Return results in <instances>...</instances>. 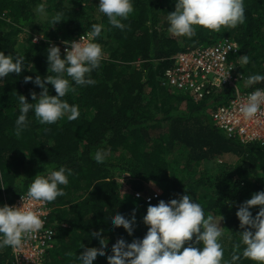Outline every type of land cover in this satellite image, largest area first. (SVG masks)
<instances>
[{
  "label": "trees",
  "instance_id": "trees-1",
  "mask_svg": "<svg viewBox=\"0 0 264 264\" xmlns=\"http://www.w3.org/2000/svg\"><path fill=\"white\" fill-rule=\"evenodd\" d=\"M132 3L133 10L123 21L126 28L121 30L99 12L97 0H0V50L22 56L26 65L21 74L13 72L0 80V206L25 192L40 172L43 175L46 169L59 166L71 169L69 183L61 185L64 195L50 202L49 220L55 224V235L42 264H75L83 251H99L90 233H101L106 243L105 258L98 257L96 264H108L106 257L117 239L123 237L130 243L146 234L143 215L149 204L186 192L203 206L205 217L211 215L220 222L227 259L243 248L236 215L239 204L264 190V142L229 137L211 118L218 103L237 90L242 92L239 84L244 91L264 86L245 87L242 79L264 74V0H244L245 20L236 27L212 31L197 25L191 38L168 31L167 16L175 10L174 0ZM41 7L47 16L60 13L63 19L53 26L39 16ZM94 23L102 31L92 40L104 53L100 67L91 73L95 84H72L63 97L78 106V118L40 124L30 111L29 126L17 136L18 94L35 103L32 91L37 98L41 92L33 82H25L24 76L43 77L49 67L47 44L34 42L33 33L72 40L91 33ZM223 38L239 43V53L233 57H250L249 63L238 65L243 74L239 84H227L198 100L162 84L170 56ZM48 87L55 95L51 83ZM97 150L107 152L103 164L93 159ZM232 152L238 155L236 160L223 159ZM117 171H128L132 189L144 198L124 194ZM150 181L157 185L155 191L146 186ZM133 209L132 235L123 226L113 228L109 223L116 212L127 218ZM258 210L259 206L252 207L253 216ZM0 264H16L10 247L0 250ZM236 264L255 262L241 256Z\"/></svg>",
  "mask_w": 264,
  "mask_h": 264
},
{
  "label": "clouds",
  "instance_id": "clouds-1",
  "mask_svg": "<svg viewBox=\"0 0 264 264\" xmlns=\"http://www.w3.org/2000/svg\"><path fill=\"white\" fill-rule=\"evenodd\" d=\"M175 10L168 12V31L176 36L191 38L195 34V26H201L212 31L221 27L234 28L245 20L244 0H174ZM99 12L105 14L111 26L124 30L129 14L133 10L132 0H99ZM43 14V8L37 10ZM46 22L55 25L62 20V15L56 13L44 16ZM102 31L99 24L91 25V36L98 37ZM64 55L58 45L51 44L46 49L48 73L45 76L37 74L24 76L25 82H33L41 88L39 98L32 91V101L29 102L23 94H18L19 115L15 120L16 135L30 124L28 113L34 112L40 124H53L66 117L75 120L79 116V108L74 103L63 99L72 84L88 86L95 84L91 77L93 70L100 67L104 53L99 43L86 39L83 35L78 40L64 41ZM239 65L249 63L247 54L239 56ZM24 58L9 52L7 55L0 50V80L13 72L21 74L25 68ZM52 73V74H49ZM226 78V77H225ZM224 78V79H225ZM223 79V80H224ZM244 79L245 87L264 83V74L254 73ZM49 83L56 94L49 91ZM72 91H75L72 88ZM264 106V88H255L239 104V112L245 119H251ZM227 131L231 133L232 129ZM252 139L251 136L248 137ZM107 153L97 150L93 159L97 164H103ZM45 174H37L31 179L27 193L22 195V205L4 204L0 206V250L11 247L19 250L29 238L43 226V220L36 210V202H51L64 195L61 185L69 183L71 169L65 166L48 168ZM150 183H154L150 181ZM139 195V194H138ZM151 199V198H149ZM230 206L231 203H230ZM253 206H259L253 216ZM136 210L130 217L116 212L109 223L115 227L123 226L129 235L134 232ZM236 215L240 222V252L224 258L222 247L221 224L215 217H205L203 206L191 194H181L179 198L168 201L160 199L158 204H149L143 222L148 226L143 238H135L127 242L123 237L111 246V254L107 255L108 264H236L242 256L264 264V190L256 191L251 198L239 204ZM194 237V239H193ZM90 239L99 244L96 248L83 251L77 255L75 264H96L97 258H105L106 243L101 233H90ZM202 243V247H198Z\"/></svg>",
  "mask_w": 264,
  "mask_h": 264
},
{
  "label": "built area",
  "instance_id": "built-area-1",
  "mask_svg": "<svg viewBox=\"0 0 264 264\" xmlns=\"http://www.w3.org/2000/svg\"><path fill=\"white\" fill-rule=\"evenodd\" d=\"M25 34L24 32L21 36ZM92 39L91 33H82L72 40H78L81 36ZM32 40L36 43L44 41L47 47L51 44L61 48V54L70 45H66L63 38H45L43 33L34 32ZM240 46L236 40L223 38L216 43L207 46L187 47L172 56L171 63L163 72L161 82L164 86L175 90L190 93L195 99L206 98L215 90L231 84L236 86L243 74L238 70ZM226 77V78H225ZM225 78V79H224ZM224 79V80H223ZM264 88V86L256 87ZM255 88L239 91L227 101L218 103L211 113L214 124L223 130L227 136L240 139L244 142H264V106L257 115L251 119H245L239 112V104ZM228 128L232 131L229 133ZM252 139L249 140L248 137ZM20 194L12 201L5 200L4 204L22 205ZM3 204V205H4ZM35 208L39 211L43 220V226L34 238H29L19 250H12L16 264H42L48 249L53 246L55 224L49 220L52 210L50 202H36Z\"/></svg>",
  "mask_w": 264,
  "mask_h": 264
},
{
  "label": "rangeland",
  "instance_id": "rangeland-1",
  "mask_svg": "<svg viewBox=\"0 0 264 264\" xmlns=\"http://www.w3.org/2000/svg\"><path fill=\"white\" fill-rule=\"evenodd\" d=\"M98 1V3H99V0H97ZM43 8V7H42ZM43 10H44V8H43ZM45 15H47L46 14V12H45V10L43 11V14H41L40 12H39V16L41 17V18H44V16ZM45 19V18H44ZM22 36H24V34L22 35ZM24 37H21L20 38V40H21V42H23L24 40ZM23 40V41H22ZM239 82H240V79L237 81V83L239 84ZM239 86H240V88H241V90H242V92L244 91L243 89V86L241 85V84H239ZM213 111V110H212ZM211 118H212V116H211ZM212 121H213V118H212ZM213 123H214V121H213ZM105 152V151H104ZM105 153H107V152H105ZM109 154V153H108ZM238 158V155L236 154V153H228V154H226V156L223 158L224 160L225 159H227V160H229V161H234V160H236ZM223 159H220V161L221 160H223ZM115 176H116V178L123 184V190H124V194H126V195H134V197H136V198H144L143 197V193H141V192H135L133 189H132V176H131V174L128 172V171H117V172H115ZM146 186L148 187V189H150V190H156V184H153V183H146ZM139 194V195H138Z\"/></svg>",
  "mask_w": 264,
  "mask_h": 264
}]
</instances>
